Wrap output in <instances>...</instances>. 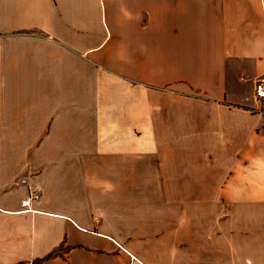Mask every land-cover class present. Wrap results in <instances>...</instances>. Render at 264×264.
<instances>
[{"label": "crops", "instance_id": "crops-1", "mask_svg": "<svg viewBox=\"0 0 264 264\" xmlns=\"http://www.w3.org/2000/svg\"><path fill=\"white\" fill-rule=\"evenodd\" d=\"M262 74L264 0H0V264H264Z\"/></svg>", "mask_w": 264, "mask_h": 264}, {"label": "built area", "instance_id": "built-area-1", "mask_svg": "<svg viewBox=\"0 0 264 264\" xmlns=\"http://www.w3.org/2000/svg\"><path fill=\"white\" fill-rule=\"evenodd\" d=\"M253 94L255 100L258 102L259 107L256 112L264 114V74H262L254 83ZM264 130V126H263ZM38 191H30L28 197L23 201L24 205H28L29 201L38 199Z\"/></svg>", "mask_w": 264, "mask_h": 264}, {"label": "trees", "instance_id": "trees-1", "mask_svg": "<svg viewBox=\"0 0 264 264\" xmlns=\"http://www.w3.org/2000/svg\"><path fill=\"white\" fill-rule=\"evenodd\" d=\"M57 253H55V252H53V253H49V254H47L45 257H43V259H48V258H50L51 256H54V255H56Z\"/></svg>", "mask_w": 264, "mask_h": 264}]
</instances>
